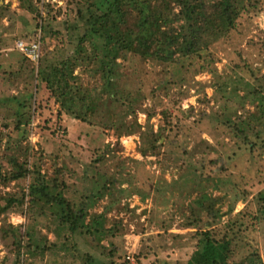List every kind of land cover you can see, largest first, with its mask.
<instances>
[{
	"label": "rangeland",
	"instance_id": "rangeland-1",
	"mask_svg": "<svg viewBox=\"0 0 264 264\" xmlns=\"http://www.w3.org/2000/svg\"><path fill=\"white\" fill-rule=\"evenodd\" d=\"M83 3L0 0V205L4 196L21 197L39 174L50 192L59 184L72 208L87 205L86 224L103 214L107 233L99 240L81 227L73 237L59 236V206H32L26 198L0 215V264H186L196 232L209 226L222 237L228 221L237 232L232 261L264 264V0L241 15L231 35L187 61L121 59L126 83L147 94L135 116L140 131L122 136L98 118L62 112L46 83L36 90L34 64L16 45L41 37L40 63L74 55L69 26ZM38 14L60 34L31 32ZM86 69L75 74L90 85L97 79ZM17 164L29 173L8 180ZM195 167L208 177L201 187Z\"/></svg>",
	"mask_w": 264,
	"mask_h": 264
},
{
	"label": "trees",
	"instance_id": "trees-1",
	"mask_svg": "<svg viewBox=\"0 0 264 264\" xmlns=\"http://www.w3.org/2000/svg\"><path fill=\"white\" fill-rule=\"evenodd\" d=\"M260 1L87 0L86 6L83 3L77 9L78 19L74 26H69L73 29L72 37L76 42L74 55L58 61L46 57L40 63L41 56L39 62L35 63L18 50L34 64L31 74L35 76V89L39 90L38 83H46L60 103L62 112L86 122H93L98 118L104 128L113 129L119 136L130 135L140 131L141 126L135 116L142 109L140 98H147V94L139 84L132 86L126 83L121 59L128 58L127 55L130 54L161 65L175 63L178 59L187 61L191 55L231 35L237 29L241 15L256 8ZM38 16L41 22L34 25L31 32L40 29L42 38L60 34L53 29L49 18L42 14ZM39 39L41 37L36 41ZM82 66H86L87 72L98 82L95 80L90 85L83 84L80 81L81 74H75L77 67ZM25 98L32 99V94L25 95ZM19 104L24 105L21 101ZM258 105L264 113V98H260ZM163 113L164 116L168 115L167 111ZM131 115L135 118L129 119L128 116ZM153 140L155 143L159 142L158 137ZM254 145L255 142H252L250 147L253 148ZM16 166L17 169L8 180L23 179L29 173L26 166ZM197 169L195 167L192 174H198L200 179L197 180V187H201L199 181L208 177L203 172L200 174ZM105 175L108 176L107 173ZM187 179L195 180L189 176ZM50 185L38 174L36 180L29 185V190H23L21 197H3L6 203L0 205V215L16 202L25 204L28 198L32 206H59V212H53L58 221L56 230L59 236L73 237L83 231L80 230L81 227L85 229L84 233L91 234L96 239L101 240L106 236L103 214L95 216L90 224H86L87 205L72 208L58 190L59 184L54 182L55 192H50ZM259 199L261 207L258 217L264 219V191L259 193ZM202 202L203 200L198 199L199 204ZM194 212L198 217L199 211L194 208ZM233 223L235 222H227V229L222 237H217L209 226L197 231V245L186 264H253V259L251 263L232 261V235L237 234ZM27 234L29 239L35 240L33 231H28Z\"/></svg>",
	"mask_w": 264,
	"mask_h": 264
},
{
	"label": "built area",
	"instance_id": "built-area-1",
	"mask_svg": "<svg viewBox=\"0 0 264 264\" xmlns=\"http://www.w3.org/2000/svg\"><path fill=\"white\" fill-rule=\"evenodd\" d=\"M17 48L29 57L35 63H38L42 54H41V42L34 41V42H25L23 40H19L17 43Z\"/></svg>",
	"mask_w": 264,
	"mask_h": 264
}]
</instances>
